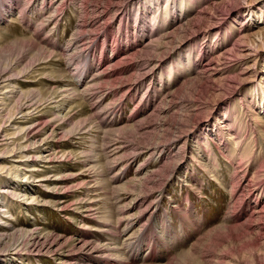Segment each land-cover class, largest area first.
<instances>
[{"label": "rangeland", "instance_id": "374dc122", "mask_svg": "<svg viewBox=\"0 0 264 264\" xmlns=\"http://www.w3.org/2000/svg\"><path fill=\"white\" fill-rule=\"evenodd\" d=\"M11 1L13 10L0 15V77L10 71L31 91L20 103L38 101L36 106L42 111L36 116L44 114V120L35 146L48 142L46 146L51 145L58 153L55 160L60 161L58 168L47 170L49 178L59 172L77 177L66 187L47 190L34 180L36 176L22 170V179L17 181L22 186L35 184L28 187L40 204L35 198L25 200L40 207L25 209L23 199V205L13 206L11 217L0 212L1 216L10 219L13 227L51 234V241L83 239L102 245L105 252L101 259L90 255L63 261L60 252H68L61 246L49 251L19 245L28 236L24 234L6 249L0 248V256L17 251L24 259L16 264H264V230L258 228L264 223V210L253 211L254 203L264 204V108L250 91L257 83L264 86V41L257 35L254 44L244 45L246 55L237 64L232 48L246 25L249 34L264 32V0H189L191 5L170 0L174 9L168 18L160 19L156 18L160 11L150 7L152 0L148 5L147 0L134 4L117 0L113 9L119 6V14L123 11V22L110 13L104 17L105 22H114L109 29L106 23L95 22V29L90 30L93 35L83 38L78 37L80 23L109 7L110 0ZM168 1L161 0L163 6ZM204 8L209 9L202 16ZM212 25L217 30L205 34ZM167 31L175 33L161 50L139 51ZM226 48L233 50L218 64L233 65L237 71L231 72L233 76L242 66L248 67L247 78L234 76L225 83L208 76L198 78L201 69L194 62L218 57ZM117 59L121 61L111 66ZM125 59H154L163 65L144 77L139 70H130ZM65 87L77 91L68 94L71 91L65 90L68 97L61 101V92L54 95V90ZM174 89H178L175 108L158 115L156 109L166 108L164 98ZM251 106L257 111L255 118ZM244 112L247 123L239 139L252 141L256 148L250 153L230 152L228 146L235 145L236 139L227 129L220 133L221 124L227 114L234 120V115ZM145 123L148 131L140 128ZM54 130L61 133L60 138L54 137ZM175 140L169 157L158 160L147 150ZM120 144L126 149L116 150ZM140 147L144 153L137 154ZM8 154L0 152L5 163H20L13 158L7 159L13 163L6 161ZM92 160L99 162L97 168ZM27 162L41 169L45 164ZM16 174L17 168L11 167L8 177L0 179L1 186L6 188L7 178L14 180ZM143 176L147 178L139 181ZM246 178L254 180L242 188ZM62 201L67 211L60 209ZM88 202L95 208L91 213L84 211Z\"/></svg>", "mask_w": 264, "mask_h": 264}, {"label": "bare ground", "instance_id": "6f19581e", "mask_svg": "<svg viewBox=\"0 0 264 264\" xmlns=\"http://www.w3.org/2000/svg\"><path fill=\"white\" fill-rule=\"evenodd\" d=\"M116 1L117 0H110L109 1V5H110L109 7H108V5H106L105 7H102V9L99 10L100 13L98 12L99 14H97V15L94 14L95 15L94 18L93 17L90 18V16H89V18H87L83 22H81L80 25H79L78 31H77L78 34H79L78 37H82L83 38V37H86V36L89 37V36L93 35L92 32H90V30H91V27L93 26V24L95 22H97V23L100 22V24L102 22L106 23V24H103V23L102 24L104 25V27H107V29H109L108 28L109 25L113 24L114 22H112L111 20L110 21L108 20L109 22L107 23V22L104 21V17L106 15H110V13L111 14L114 13L113 17L115 16L116 20H120V22L121 21L123 22V20H122L123 19L122 17L124 15V14H122L123 11L121 12V14H119V12H120V11H118V7L119 6H117L115 9H113V4ZM139 1L140 0H132L133 4L136 3V2H139ZM149 1L150 0L145 1V4L148 5ZM152 1H153V4L150 7H152L153 11L154 12L155 11H160L156 18L160 19L159 16L163 17V18H165V17L168 18V14H169V12L172 11V8H173L172 7V3L173 2L170 3V0H169L167 5L163 6V2H161V0H152ZM183 2L185 4H187L189 2V5H191L189 0H183ZM6 5H8L9 7L4 8ZM174 5L176 6L175 3H174ZM209 5H210V3H209ZM209 5H208V7H209ZM212 5H214V4H212ZM155 7H156V9H155ZM13 8H14V2L13 1H11V0H0V15L4 16L7 13H10L13 10ZM205 8L200 11L201 12L200 14L202 16L205 15L207 13V9H209V8H207V9H205ZM126 11H127V9H126ZM2 19L3 18H1V16H0V20H2ZM193 19H191V21H189L188 24H190V22H192ZM213 27L214 26L212 25V28H210L209 30H206L205 34H208V33L212 34L213 32H215L217 30L216 29L217 27H215V28H213ZM93 28L94 27H92V29ZM247 29H248V26L246 25V28L239 33L240 37L238 38V40H237V42L235 44V47H232L233 49L235 48V50H234L235 53L233 55H235L236 57L234 59H237V60H234V61H236L235 64H237L240 60H242L244 58V56L246 55L244 53L245 49L243 50V46L247 45V44H250V42H252L254 44V42L256 40L255 36L262 35L260 37H262V40L264 41V32L263 31L262 32H258V33H254L252 35V34H249V33L246 32ZM99 33H100V31H99ZM173 33H175V31H172L171 33H170V31L165 32V34L163 33L164 36H161L160 39L154 38L153 39L154 41L152 40V42H148L147 43V46L145 47V49L144 48H140L141 50H139V51L146 50V48L149 49L151 47L152 48L153 47H157L156 48L157 50H161V48L163 46H165L166 44L171 42V40H172L171 37H173L172 36ZM244 43H246V44H244ZM75 48L77 49V46ZM38 50L40 52L43 49H38ZM230 50H231V48H226L225 51L221 55H218V57L212 58L210 60H206L203 63H200V62H196L195 63L194 62V64H197V66L200 67V69H201V71H199L200 73H198V75H197L198 78H202V77H205V76L207 77L208 76V77L212 78L213 80H220L221 82H224V83L226 81H228V82L229 81L230 82L233 81L234 80V76L238 80L246 79L247 76H244V75L248 73V71H247L248 67L242 66V68L238 72V74L237 75L235 74L233 76L232 73L237 72L235 67H233V65L229 64L230 66H227L225 64V66H220L218 64L221 58H224V57H226V54L231 53L232 50L231 51ZM191 54H193V53L190 52V55ZM124 57L128 58L129 55L128 56L124 55ZM120 61H119V59H117V61L111 62L110 65L115 67V65L118 62H120ZM122 61L123 62L124 61L127 62L128 65L126 64V66H129L130 70L132 68L139 70L141 72V75H143L144 77H148V76L152 75V73L154 71L156 72L163 65V62H160L159 60H154V59H149V60L148 59H146V60L139 59V60H134V61H130V60L127 61L125 59V60H122ZM13 69H15V68H13ZM112 69H110V70H112ZM20 73H22V72H20ZM1 75L2 76L0 77V132H1V134H0V152L5 150L6 153H9L7 156H5L6 157V161H8L7 159L13 158L12 161H19L20 162V163H15V164H7V163H5V159L2 157L3 155H0V162H2V164L0 165V179L3 178L2 176L8 177L9 169L11 167L14 166L15 169L17 168V174H16V177H14V180H13V178L12 179L10 178L11 180H9L7 178L8 184H6V186H5L6 188H3V186H1V183H0V212L5 213L4 215L6 217L7 216L11 217L13 215L12 214L13 206L17 205V204L21 205L23 203V199H24V201H26L25 199L28 200L30 198H35L37 203H39V201L37 200V197H35V195L30 193V191H29V187L33 188V186H35V184H33V183L32 184H28L29 185V187H28V185L22 186L21 180L17 181L19 179H22V175H23L24 171H25V175L30 174V176H34V178L36 176V178L34 180L39 181L40 184L42 186H44V188H46L47 190H49L51 188V186H54V188H58V187L63 188L64 186L66 187L67 185H69V183L71 181L75 180L76 179L75 177H77V176L74 175V173L71 174L69 172H67V173L59 172L60 173L59 175L56 174L57 177L49 178V174L47 175V173H50V172H47V170H51L53 168H58L60 166V163H59L60 161L55 160L54 156H57L58 153L53 151V149L51 148V145H49L48 147L46 146L48 144V142L45 143L42 146H35V144L39 141V137L41 135V132L37 131V129L40 126L41 120H44V119H42V117H44L43 116L44 114H38V116H36V113H39L40 111H42V110L39 109L40 106H36L38 104V101L36 102V104H31L32 102H29V101L20 103V99H22L21 97H27L28 93H30L31 91H28V90L24 89L22 87V85H21L22 82H19L20 79H17L16 77H14L11 74L10 71L9 72H5L4 74H1ZM125 75H127V74L125 73ZM135 76H134V78H135ZM208 77H207V79H208ZM125 78H127V77L125 76ZM132 78H131V80H132ZM195 79H197V78H195ZM78 80H79V78H78ZM119 80H121V79H119ZM125 81H127V80H125ZM79 82L81 84L83 83V82H81V80ZM136 82H134V83H136ZM122 85L123 84H121V86ZM136 85L138 86V83L135 84V86ZM127 87L129 88L130 86L128 85ZM60 89L61 88L55 89L54 90L55 91L54 95H56L58 92H61V94H59V97H62L61 101L65 100V97H68V96H65V95H68V94H71V93L77 91L76 88H75V90L73 89L72 91L69 89V91H71V92L67 91L66 87H65L64 90H60ZM133 89H135V88H133ZM65 90L67 92H69V93L66 94ZM177 90L178 89H174V90L168 92V94L164 98L165 100L163 101L164 105H166V108L164 106L160 105L159 108L156 109L158 115H160V114L163 115L164 113L169 112L171 110V108H175L174 104H175V95H176ZM83 91H84V89H83ZM250 91H251V94H252L251 97L254 99V101L258 102L259 104H261L263 106V108H264V86L260 85L259 83H257V84L252 86ZM243 96H244V93H243V95H241L239 97H243ZM42 97H43V95H42ZM53 99H55V97ZM66 100H67V98H66ZM58 102H59V99L55 100V101H53L51 103L54 104V103H58ZM64 103L65 102H62L61 104H64ZM251 108H252L251 110L253 111L252 112V114L254 116L253 118H255V116L257 114V111L254 109L255 107L251 106ZM19 114H21V115L19 116ZM154 114H155V112H154ZM244 115H245V112L244 113H240V114H236V115H234V117H235L234 120H232V118L231 119L228 118L229 116H231V114H229V115L227 114L226 115L227 116V120H225V121L223 120L224 121L223 122L224 125L221 124V127L219 126L220 128L223 129V131H220V133L224 132V130L227 129V130L230 131L229 133L236 139V142L234 141L235 145L230 146L231 148L227 145L228 149L231 150L230 152H234L236 150H240L242 153H250L251 151L254 152V149L256 148V147L253 146L254 144H253L252 141L248 143V142L240 141L241 139H239V137L242 136V133L244 132V130L246 128L245 125H246L247 122H245L243 120L244 119L243 118ZM5 118H7V121L5 120ZM148 118L143 120L142 123L144 121H146ZM4 120H5V122H4ZM135 125H137V124H135ZM135 125H133V126L135 127ZM133 126H131V127L134 128ZM63 127H65V126H61L60 128L62 129ZM140 128H141L142 131L143 130L148 131L150 126L145 123V125H143ZM57 131L58 130H54V134H56V136H54V137L55 138H60L61 136H59V135L61 133L60 132L58 133ZM62 133H63V131H62ZM84 133H85V131H84ZM216 135L218 137L222 138V136H220L219 133H217ZM222 135H225V134H222ZM52 140L55 141L54 138ZM177 141L175 140V141H171V142H164V143L162 142V143L154 144V146L148 148L147 150L151 151V154L154 155L153 157H156L158 160H160L161 158L169 157L168 156L169 151H171V150H173V148H175V145H176ZM55 142H60V140L55 141ZM222 145H226V143L223 141ZM115 148L118 151H122V148L124 149L125 147L120 144V145H118ZM16 150H19V151L14 152ZM136 153L137 154L144 153L143 148L140 147L136 151ZM23 157H27V158L25 160H23ZM14 159H16V160H14ZM30 160L31 161H39L40 160V161L44 162L45 164L42 165L44 168L41 169L38 166H34L33 163H28L27 161H30ZM12 161H8V162L13 163ZM93 162H95V163H93ZM91 163H93V166L95 168H97L99 162L96 161V160H92ZM32 166H34V167H32ZM163 167L165 168V166H163ZM22 170H24V171H22ZM3 172H8V173L6 175H4ZM146 178H147V176H143V177L139 178V181L144 180ZM251 180H254V179L246 178L244 180V182L242 183V188L248 186ZM24 203L26 204V208L25 209H27L28 206H31V208L32 207H40L38 204H31L28 201H26ZM65 203H66L65 201H62V202H59V205L62 206L60 208L61 210L63 209L64 211H67L66 210L67 206H65ZM34 205H37V206H34ZM43 205H47V204H43ZM82 207H84V205L80 206V208H82ZM84 208H85L84 211H87V212H90V213L92 211H94V209H95V208H92V203L91 202L86 203ZM254 208L255 209L253 211L259 214V213H261L264 210L263 209L264 208V204L262 205V203H257L256 202V203H254ZM37 210L39 211V209H37ZM90 213H87L86 216H89ZM1 215H3V214L0 213V248H5L6 249L7 247H9L11 245L12 241H15V243H16V241H17L16 238L18 236H23L24 234H26V236L27 235L28 236L25 239V242L20 243L19 245L25 244L31 250H37V248L43 247L45 249H48L49 251H56V250H58V247L61 246L63 248H59V249H66L67 252H68L66 254H65V252H60L61 256L59 257V259H61L63 261H66V260L68 261L71 258L76 259L79 256H81V257L84 256V258L88 259V257L90 255L92 257H96V258L100 257L99 259H101V257L104 255L105 250L104 251L102 250V245L98 246V244H97V245L94 246L93 242L92 243H88L87 241H85L83 239L82 240H78V238L77 239L76 238L71 239L70 242L65 241L66 243L62 242L64 240L61 239V237L54 238V240L51 241L50 238H49L51 234L45 233L43 231H40L37 228H36L37 229L36 230V229H30V227H21V228L16 227V226L13 227L12 222L9 221L10 219H6L5 216H1ZM3 225H6V226H3ZM258 228L264 230V223L259 224ZM107 229H110V228H107ZM94 230H96V229H94ZM63 244H65V246ZM35 247H37V248L35 249ZM106 248L108 250L112 249L111 247L109 248V246H107ZM66 250H63V251H66ZM108 250H106V251H108ZM16 253H18V252L17 251L16 252H12L10 250L9 254H6L4 256H0V264H4L5 262H7V264H10V263L11 264H16L15 261H17L18 259H20V260L24 259V258H22L20 256H17ZM116 253H117V251H116ZM82 264H85V262H83Z\"/></svg>", "mask_w": 264, "mask_h": 264}]
</instances>
